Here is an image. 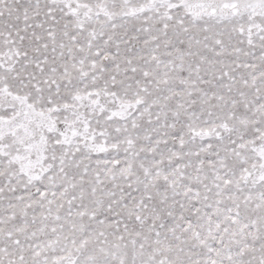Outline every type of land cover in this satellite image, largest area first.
<instances>
[{"label":"snow or ice","instance_id":"snow-or-ice-1","mask_svg":"<svg viewBox=\"0 0 264 264\" xmlns=\"http://www.w3.org/2000/svg\"><path fill=\"white\" fill-rule=\"evenodd\" d=\"M0 264H264V0H0Z\"/></svg>","mask_w":264,"mask_h":264}]
</instances>
